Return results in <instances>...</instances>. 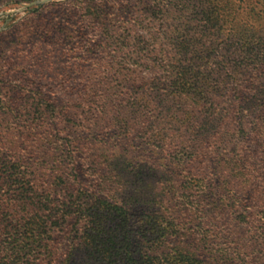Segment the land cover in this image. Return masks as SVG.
Wrapping results in <instances>:
<instances>
[{
	"label": "trees",
	"instance_id": "16d2710c",
	"mask_svg": "<svg viewBox=\"0 0 264 264\" xmlns=\"http://www.w3.org/2000/svg\"><path fill=\"white\" fill-rule=\"evenodd\" d=\"M81 1L93 3L94 0ZM179 4L187 6L186 2ZM171 5L173 7L175 3ZM113 7L115 16L123 13L122 8L118 9L115 4ZM91 8L90 20L101 21L103 12L98 3L92 4ZM143 9L150 13L144 18L149 20L138 18L124 37H118L117 32L107 26L105 37L111 39L112 58L122 54L123 60L130 61L128 56L134 54L142 57L139 59L165 62L167 68L158 73L148 89L163 92L160 105L167 107L159 111L165 113L160 116L161 129L172 132V138L185 139L184 149L176 152L174 158L182 162L181 155L186 156L192 164L208 163L202 167L208 168L209 172L222 171V184L214 178L204 177L198 189L199 194L216 199L219 206L194 214H198L206 226L222 228L213 234H216L215 238L223 239V243H219L223 248L216 253L207 245L213 239L209 237L211 230L206 228L199 231L202 246L196 247L206 250L209 256L203 253L204 250L197 253L194 246L186 244V233L180 230L182 223L179 219L175 222V216L181 219L192 216V209L178 204L171 207L170 202L190 199L186 192L191 187L177 186L179 180L160 177L163 185L157 193L151 191L154 187L143 189L141 185L130 183L125 189L111 186L82 195L77 185L82 188L83 178L67 173L72 170L70 167L65 171L62 167L43 169L42 172L32 169L27 176H22L20 166L5 152V143L0 147V183L15 186L9 188L15 196V213L6 224L9 218L0 211V264H264V210L260 211L264 208V23L243 26L238 33L231 27L219 25L229 34L224 48L230 53L223 57L203 54L188 57L199 42L176 41V37L166 38L171 42L161 41L160 35L178 32L180 25H171L158 18L155 7L144 6ZM211 9L202 11L207 18H210ZM169 14V10H164L162 16ZM111 21L115 23V20ZM131 32H136L132 39ZM207 32L212 33L211 29ZM171 47L179 54L178 58L170 57ZM118 64L113 67L114 77L128 69L123 63ZM113 81V77H109V82ZM126 81L133 88L132 94L144 95L136 90L138 86L133 87L135 80L126 78ZM122 91L115 89L113 95ZM131 100L132 113L139 112L150 98L141 96ZM171 101L173 103L169 105L163 104ZM155 110L158 111L157 107ZM175 124L179 125L175 131L182 130L185 135L178 136L173 132L171 128ZM207 143L214 147L210 152L204 146ZM190 147H195V151H186ZM72 156L75 157V153ZM89 158L92 160L91 155ZM106 162L108 168L120 164L129 181L140 180L146 169H156L150 166V161L141 162L131 155L129 159L119 151L112 152ZM182 193L184 196L180 195ZM153 195L158 200L169 201L170 205H160L156 209L146 207L144 203L153 201L150 199ZM91 201L98 210L86 214L83 205ZM237 208L242 209L239 213L243 219L235 216L233 223L224 221L229 217V211ZM139 210L149 212L146 214L150 217H160L162 224L169 226L157 232L143 229L142 225L131 221ZM166 219L180 229L173 234L171 223ZM117 220L116 228H110L109 224ZM62 238L66 244L60 247L58 243ZM8 240L10 243L6 246L4 243Z\"/></svg>",
	"mask_w": 264,
	"mask_h": 264
},
{
	"label": "rangeland",
	"instance_id": "374dc122",
	"mask_svg": "<svg viewBox=\"0 0 264 264\" xmlns=\"http://www.w3.org/2000/svg\"><path fill=\"white\" fill-rule=\"evenodd\" d=\"M110 1L83 3L81 0H0V147L7 143L5 152L9 153L12 162H17L20 166L22 176H27L32 169L41 171L62 167L65 171L67 167L72 168L67 173H71L72 177L79 174L80 179L83 178L82 188L77 185L82 195H87V192L96 193L97 189L111 186L125 189L130 183L141 185L143 189L154 187L151 191L157 193L163 185L160 180L162 176L179 180L177 186L189 185L192 188L194 185L186 192L190 199L170 201L171 207L178 204L192 209V216H182V219L175 216V222L179 219L183 228L166 220L171 223L170 230L173 234L178 229L186 233V244L194 246L197 253L204 250L196 247L202 243L199 231L205 228L211 230L209 237L213 241L207 245L218 253L219 248H223L219 244L223 243V239L215 238L216 234L213 233L220 232L222 228L206 226L198 218V214L194 213L219 206L216 199L199 194L198 189L204 177L214 178L215 182L222 184V171L209 172L208 168L202 167L208 163L201 166L195 161L192 164L186 156L181 155L182 162L174 158L176 152L184 149L182 144L185 139L172 138V132L161 129L160 116L165 113L160 114L159 111L166 106L160 105L163 92L148 89L158 73L167 68L165 62L139 59L142 57L134 54L128 56L130 61L123 60L122 54H117L114 59L111 39L107 40L105 36L109 25L117 32L118 37H124L130 33L129 27L138 18L149 20L144 19L150 16V13L141 10L144 6L155 7L158 18L181 27L178 32L160 35L161 41L171 42L170 39L166 40L169 37H176V41L196 40L199 43L197 47H192L188 57L199 54L223 57L230 53L224 48L229 34L223 32L219 25L229 29L231 27L232 31L238 33L243 26L263 24L264 0ZM179 2H186L187 6L184 7ZM96 3L103 12V18L99 22L88 17L92 4ZM172 3L175 6L172 7ZM113 4L118 9L122 8L123 13L118 16L112 14ZM209 8H212L211 15L207 18L202 11ZM164 10L170 11L169 16H162ZM209 29L212 33H205ZM135 34L136 32H131V39ZM169 49L170 57H179L172 47ZM118 63H123L128 69L114 77L113 67H118ZM111 76L115 81L109 82ZM126 78L135 80L133 87L138 86L136 90L139 89L144 95L132 94L133 88L127 85ZM216 79L214 76V80ZM115 89L123 91L113 95ZM145 95L150 98L146 100L148 103L142 104L139 112L131 113L129 101L135 97H146ZM170 103L173 102L163 104ZM156 107L158 111L155 110ZM179 115H182L181 111ZM177 128L179 125L175 124L171 129L178 136L181 133L185 135L182 130L175 131ZM204 146L208 148L207 152L214 149L209 143ZM10 147L13 153L9 151ZM194 149L195 147H190L186 151H195ZM115 151L128 155L129 159L131 155L141 162L150 161V166L156 169H146L140 175V180L135 178L129 181L120 164L111 168L106 166L107 157ZM74 153L75 157L72 156ZM14 187L0 183V211L9 218L6 224L15 213V196L9 190ZM150 199L153 201H146V207L156 209L160 205H170L169 201L158 200L155 195ZM83 206L86 214L98 207L92 201ZM241 210H230L229 217L224 221L233 223L235 216L243 219V215L239 213ZM263 210L264 208L260 209ZM146 213L149 212L139 210L131 221H136V225H142L149 232H157L160 228L169 226L162 224L160 217L152 215L155 216L152 218ZM118 224L119 220L110 223L109 227L116 228ZM9 243L8 240L4 244L9 246ZM65 244L63 238L60 239L58 245L62 247ZM182 245L183 242L180 243ZM203 253L209 256L206 250Z\"/></svg>",
	"mask_w": 264,
	"mask_h": 264
}]
</instances>
